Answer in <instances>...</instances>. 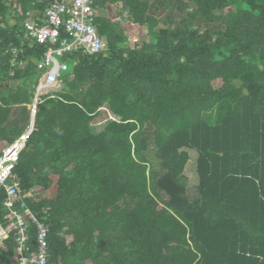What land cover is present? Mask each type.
<instances>
[{
	"label": "trees",
	"instance_id": "1",
	"mask_svg": "<svg viewBox=\"0 0 264 264\" xmlns=\"http://www.w3.org/2000/svg\"><path fill=\"white\" fill-rule=\"evenodd\" d=\"M53 1L0 0V153L30 124L37 63L50 47L25 24L40 23ZM114 6L149 40L130 47L104 15ZM94 7L107 49L61 59V87L40 98L15 170L18 206L48 229L47 264H264V0ZM13 49L24 68L12 64ZM102 115L108 124L95 133ZM5 200L0 188L3 225ZM36 237L31 223L33 250ZM14 252L11 236L0 264H16Z\"/></svg>",
	"mask_w": 264,
	"mask_h": 264
},
{
	"label": "built area",
	"instance_id": "2",
	"mask_svg": "<svg viewBox=\"0 0 264 264\" xmlns=\"http://www.w3.org/2000/svg\"><path fill=\"white\" fill-rule=\"evenodd\" d=\"M95 0H54L44 11L41 22L25 24L27 37L37 43H48L50 47L37 63L42 76L35 97L29 106L31 121L26 131L0 153V188L6 193L4 207L8 210L6 224L0 223V248L6 249V241L13 236L16 264H47V227L37 220L25 203L19 204L20 183L15 174L20 155L35 129L34 122L40 98L61 87L60 78L68 70L61 61L66 55L77 51L95 55L104 52L107 44L99 34L95 21L99 15ZM39 21V20H38ZM64 35V36H63ZM20 50H12V64L20 68L26 62L18 61ZM110 119H113L110 117ZM37 230L36 248L29 245V224Z\"/></svg>",
	"mask_w": 264,
	"mask_h": 264
},
{
	"label": "rangeland",
	"instance_id": "3",
	"mask_svg": "<svg viewBox=\"0 0 264 264\" xmlns=\"http://www.w3.org/2000/svg\"><path fill=\"white\" fill-rule=\"evenodd\" d=\"M120 10V6H114L108 9L109 12H104V15H108L109 17L113 18L116 22H119L121 24L125 33L127 34L128 44L130 45V47H133L135 45V42H137L138 40L148 41L149 38L147 36V31L144 28L134 26L130 23H125L119 18L118 13L120 12ZM108 117L102 115L92 123L95 133H99L104 130L105 126L108 124ZM189 155L190 160L186 166L185 175L188 178V196L190 200H194L198 196L197 186L199 182V178L196 171L197 153L195 151H189ZM149 158L151 159L154 166L158 168V160L156 159L154 154H150Z\"/></svg>",
	"mask_w": 264,
	"mask_h": 264
},
{
	"label": "crops",
	"instance_id": "4",
	"mask_svg": "<svg viewBox=\"0 0 264 264\" xmlns=\"http://www.w3.org/2000/svg\"><path fill=\"white\" fill-rule=\"evenodd\" d=\"M29 106H30V105L27 106L28 111H29ZM28 126H29V123H28V125L26 126L25 130L23 131V133L26 131V129H27ZM23 133H22V134H23ZM22 134H20V135H22ZM20 135H19V136H20ZM19 136H18V137H19ZM18 137H16L15 139H17ZM15 139H14V140H15ZM14 140H13V141H14ZM5 147H6V146H5ZM5 147H4V148H5Z\"/></svg>",
	"mask_w": 264,
	"mask_h": 264
},
{
	"label": "water",
	"instance_id": "5",
	"mask_svg": "<svg viewBox=\"0 0 264 264\" xmlns=\"http://www.w3.org/2000/svg\"><path fill=\"white\" fill-rule=\"evenodd\" d=\"M4 86H0V88H3Z\"/></svg>",
	"mask_w": 264,
	"mask_h": 264
}]
</instances>
